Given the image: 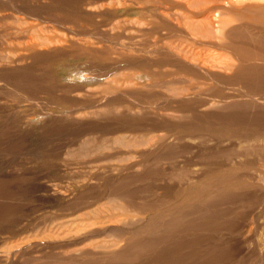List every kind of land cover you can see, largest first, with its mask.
<instances>
[{"label":"rangeland","instance_id":"374dc122","mask_svg":"<svg viewBox=\"0 0 264 264\" xmlns=\"http://www.w3.org/2000/svg\"><path fill=\"white\" fill-rule=\"evenodd\" d=\"M169 1L0 0V264H264V23Z\"/></svg>","mask_w":264,"mask_h":264},{"label":"bare ground","instance_id":"6f19581e","mask_svg":"<svg viewBox=\"0 0 264 264\" xmlns=\"http://www.w3.org/2000/svg\"><path fill=\"white\" fill-rule=\"evenodd\" d=\"M181 1L184 2L185 0H181ZM199 1H198V3H199ZM252 1L264 3V0H202V1H200L199 4H202L201 2H203L204 4H202V5H207V6H205L206 8L204 9V12L211 14L213 17H212V21L209 23L211 29L210 30L206 29L207 30V32L205 34L206 36H202V38H198V35H197V38L192 40L194 42L193 44L204 45V46L210 47L213 44V40H216L218 42H222L223 45L227 46V47L235 45V43H236L235 42V38H236L235 34L237 33L236 30H238V29L234 28V26H232L230 24L229 20L231 17H234V18L240 17V16L242 17L244 14H250L251 13L254 15V19H256L258 21H263L262 23H264V8L263 7H252V5H250V3ZM169 2H170V7L179 8L185 12L186 9L183 7L181 2H178L176 0H170ZM195 2L197 3V0H195ZM195 2H194V4H195ZM190 4H192V3H190ZM196 7H198V5H196ZM190 14H192V13H190ZM169 18H170L169 22L171 24L172 23H174V25L175 24H177V25L182 24L183 19L180 18L178 15L170 14ZM193 68L197 69V70H202V68H200L199 66H193ZM234 68L235 67H233V65L231 63H226L223 65V68L221 70L233 72ZM24 246H26V245H24ZM15 250H17V249H15ZM19 250H21V249H19ZM10 252H12V251L10 250ZM7 253H8V251H7ZM3 254H5V253H3Z\"/></svg>","mask_w":264,"mask_h":264},{"label":"clouds","instance_id":"9594fccd","mask_svg":"<svg viewBox=\"0 0 264 264\" xmlns=\"http://www.w3.org/2000/svg\"><path fill=\"white\" fill-rule=\"evenodd\" d=\"M96 79L95 74L90 71L80 70L73 72L65 78L66 83L79 82L81 84H89Z\"/></svg>","mask_w":264,"mask_h":264}]
</instances>
